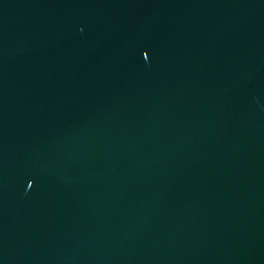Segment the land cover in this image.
I'll use <instances>...</instances> for the list:
<instances>
[{"label":"water","instance_id":"water-1","mask_svg":"<svg viewBox=\"0 0 264 264\" xmlns=\"http://www.w3.org/2000/svg\"><path fill=\"white\" fill-rule=\"evenodd\" d=\"M0 264H264V0H0Z\"/></svg>","mask_w":264,"mask_h":264},{"label":"snow or ice","instance_id":"snow-or-ice-1","mask_svg":"<svg viewBox=\"0 0 264 264\" xmlns=\"http://www.w3.org/2000/svg\"><path fill=\"white\" fill-rule=\"evenodd\" d=\"M145 58H147V56H145Z\"/></svg>","mask_w":264,"mask_h":264}]
</instances>
